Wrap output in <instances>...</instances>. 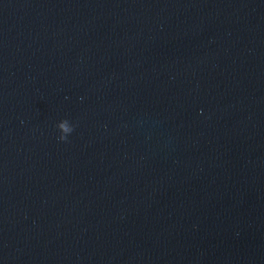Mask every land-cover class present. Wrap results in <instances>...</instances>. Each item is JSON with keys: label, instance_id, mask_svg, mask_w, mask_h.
I'll use <instances>...</instances> for the list:
<instances>
[{"label": "water", "instance_id": "obj_1", "mask_svg": "<svg viewBox=\"0 0 264 264\" xmlns=\"http://www.w3.org/2000/svg\"><path fill=\"white\" fill-rule=\"evenodd\" d=\"M0 264H264V0H0Z\"/></svg>", "mask_w": 264, "mask_h": 264}]
</instances>
